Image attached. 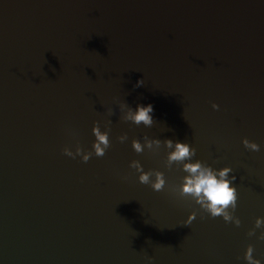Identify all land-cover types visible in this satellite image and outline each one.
<instances>
[{
	"label": "water",
	"instance_id": "obj_1",
	"mask_svg": "<svg viewBox=\"0 0 264 264\" xmlns=\"http://www.w3.org/2000/svg\"><path fill=\"white\" fill-rule=\"evenodd\" d=\"M94 128L103 156L64 153L93 152ZM176 141L194 155L169 161ZM197 161L233 169L230 220L182 192ZM257 217L264 0H0V264H247L250 244L264 261Z\"/></svg>",
	"mask_w": 264,
	"mask_h": 264
},
{
	"label": "clouds",
	"instance_id": "obj_2",
	"mask_svg": "<svg viewBox=\"0 0 264 264\" xmlns=\"http://www.w3.org/2000/svg\"><path fill=\"white\" fill-rule=\"evenodd\" d=\"M144 83L143 79L137 81V86ZM213 109H219L220 105L213 103ZM154 107L151 103L139 104L136 106L132 119L135 123L139 124L143 122L146 126H150L153 121ZM94 134L97 137L96 142L93 144V152H83L79 147L74 153L69 147L63 149L64 153L75 158L81 156L84 162H87L93 154L96 156H103L106 149L109 147V140L107 134H102L98 128H94ZM166 143L169 147H172L173 141L167 140ZM242 143L245 148L251 151H259L260 145L255 141H251L248 138H244ZM133 148L136 151H142V146L138 141L133 142ZM195 150L191 145L176 141L175 151L169 154V161H183L186 158L194 155ZM133 166H137L141 172L139 176V182L147 184L150 181V173L143 172L142 166L134 162ZM184 169L188 176L184 178L182 185V192L184 194H190L196 198L197 202L202 207L206 208L210 216L217 217L223 216L225 221L231 219V215L227 211L229 208L235 209L238 203V190L236 185L233 183L236 180V176L232 175L229 178V173L233 172L231 167H224L221 169H213L210 166L203 165L200 161L195 163H187L184 165ZM157 179L151 183V187L154 191H161L164 187L165 180L162 173H157ZM194 215L191 219H194ZM191 220L188 221L190 223ZM239 223V221H237ZM264 226V217H257L256 227ZM260 239H264V233L261 234ZM254 247L248 245L245 253L244 260L247 264H264V261L254 256Z\"/></svg>",
	"mask_w": 264,
	"mask_h": 264
}]
</instances>
